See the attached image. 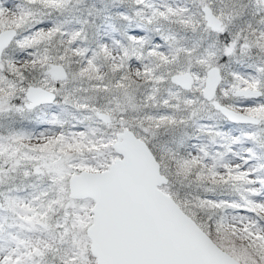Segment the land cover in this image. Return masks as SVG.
I'll return each mask as SVG.
<instances>
[{"label":"snow or ice","instance_id":"snow-or-ice-1","mask_svg":"<svg viewBox=\"0 0 264 264\" xmlns=\"http://www.w3.org/2000/svg\"><path fill=\"white\" fill-rule=\"evenodd\" d=\"M0 264H264V0H0Z\"/></svg>","mask_w":264,"mask_h":264}]
</instances>
